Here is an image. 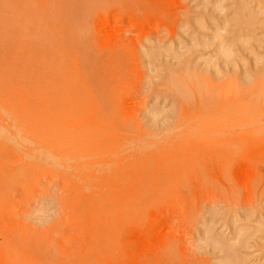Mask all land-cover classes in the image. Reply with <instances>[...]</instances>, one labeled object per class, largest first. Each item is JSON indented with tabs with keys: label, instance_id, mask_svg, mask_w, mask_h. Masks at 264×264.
<instances>
[{
	"label": "rangeland",
	"instance_id": "1",
	"mask_svg": "<svg viewBox=\"0 0 264 264\" xmlns=\"http://www.w3.org/2000/svg\"><path fill=\"white\" fill-rule=\"evenodd\" d=\"M0 264H264V0H0Z\"/></svg>",
	"mask_w": 264,
	"mask_h": 264
}]
</instances>
